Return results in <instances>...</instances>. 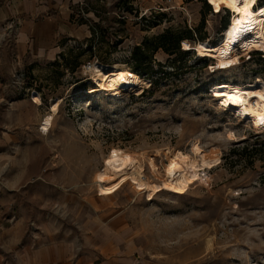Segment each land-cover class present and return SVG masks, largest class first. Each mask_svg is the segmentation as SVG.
I'll list each match as a JSON object with an SVG mask.
<instances>
[{"label": "rangeland", "instance_id": "rangeland-1", "mask_svg": "<svg viewBox=\"0 0 264 264\" xmlns=\"http://www.w3.org/2000/svg\"><path fill=\"white\" fill-rule=\"evenodd\" d=\"M96 17L55 60L10 73L11 105L0 112L9 128L0 133V264L30 263L56 242L67 247L64 264H264V120H241L212 94L217 82L264 80V57H246L255 47L233 36L236 14L215 13L208 0H111ZM167 30L191 31L182 39L190 46L179 43L187 53L151 52ZM139 46L151 77L131 70ZM106 66L136 73L140 88L112 95L95 80ZM175 149L219 161L182 193L148 197L130 179L100 193L95 175L108 155L136 156L158 183Z\"/></svg>", "mask_w": 264, "mask_h": 264}, {"label": "bare ground", "instance_id": "bare-ground-1", "mask_svg": "<svg viewBox=\"0 0 264 264\" xmlns=\"http://www.w3.org/2000/svg\"><path fill=\"white\" fill-rule=\"evenodd\" d=\"M208 2L215 12L227 7L236 14L234 36L238 45L242 44L244 47L250 44L264 51V17L253 11L256 0H235V5L231 0H208ZM95 80L102 88L107 86L114 96L119 95L120 88L124 86L140 88L135 74L114 66L97 69ZM212 92L218 99L219 107L230 110L239 119L264 120V80L261 77L241 84L229 81L217 82L213 85ZM56 108V103H52V113L42 122L44 131L50 128ZM232 135L233 133L230 132L229 136ZM103 161V169L95 175L101 194L114 192L126 179H130L137 189L146 191L147 196L151 197L160 189L184 192L191 182L197 180L198 170L217 165L219 156L207 150H201L196 155H190L180 149L169 150L166 153L163 175L158 183L144 177L141 163L132 154L113 153ZM154 163L150 159L152 171L157 169Z\"/></svg>", "mask_w": 264, "mask_h": 264}, {"label": "crops", "instance_id": "crops-1", "mask_svg": "<svg viewBox=\"0 0 264 264\" xmlns=\"http://www.w3.org/2000/svg\"><path fill=\"white\" fill-rule=\"evenodd\" d=\"M111 0H0V112L9 111L12 70L55 60L71 41L89 35L100 8ZM13 105V104H12ZM9 131L0 121V133ZM65 242H68L65 240ZM62 240V243H65ZM60 242L38 249L27 264H64L67 247Z\"/></svg>", "mask_w": 264, "mask_h": 264}, {"label": "trees", "instance_id": "trees-1", "mask_svg": "<svg viewBox=\"0 0 264 264\" xmlns=\"http://www.w3.org/2000/svg\"><path fill=\"white\" fill-rule=\"evenodd\" d=\"M203 1V0H202ZM231 3L233 5H235V0H231ZM259 4L264 3V0H260V2H258ZM259 10V11H258ZM257 14L260 16L264 17V6H260L258 7ZM226 24H228L227 21H223L222 24V28L226 27V34L224 35L223 39H221L222 43H227L230 40H232V35L228 36V32L230 33L231 29H230V24L229 27L227 28ZM233 28V36L235 33V22L232 26ZM231 34V33H230ZM193 36L191 34V31H188L187 33H181V32H171L169 30L155 36L153 39L155 40V43L151 46V52H155L157 49L161 48L164 52H166L167 54L171 55L173 53H181V54H185L188 52V50H181L179 43L180 41L184 38L186 39H191ZM235 37V36H234ZM236 39V37H235ZM170 42H172V44H170ZM170 45H172V47H170ZM206 50H209L210 48H205ZM232 49L233 46L231 45H227L225 51H223V53L225 55H230L232 53ZM144 50H141V47H136L133 51L132 57L134 58V62L133 65L131 67V70L141 74L143 76H147V77H151L152 73H153V68H151V66H147V64L143 65L142 64V60L144 59ZM209 52V51H208ZM206 51L203 50V53H208ZM135 73V74H136ZM137 75V74H136ZM250 149H255V146H251Z\"/></svg>", "mask_w": 264, "mask_h": 264}, {"label": "built area", "instance_id": "built-area-1", "mask_svg": "<svg viewBox=\"0 0 264 264\" xmlns=\"http://www.w3.org/2000/svg\"><path fill=\"white\" fill-rule=\"evenodd\" d=\"M215 13H216V12H215ZM180 42H181V46H182V48H185V47H189V46H190V43H189L187 40H182V41H180ZM254 50H256V51H262V48H260V47H255L253 50H247V52L245 53L246 57H247V56L250 57V52H251V51H254ZM263 52H264V51H263ZM236 53H237V54H238V53H241V54H242L241 50H236ZM261 56L264 57L263 54H261Z\"/></svg>", "mask_w": 264, "mask_h": 264}]
</instances>
